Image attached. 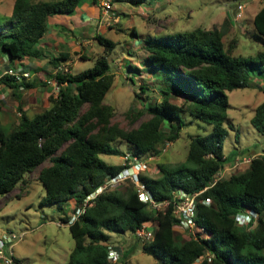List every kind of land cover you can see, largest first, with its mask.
Listing matches in <instances>:
<instances>
[{"label": "trees", "instance_id": "1", "mask_svg": "<svg viewBox=\"0 0 264 264\" xmlns=\"http://www.w3.org/2000/svg\"><path fill=\"white\" fill-rule=\"evenodd\" d=\"M80 1L15 0L10 19L0 24V53L13 62L25 57L41 58L44 51L37 45L49 30V19L74 13ZM261 1L262 6L252 16L251 37L262 44L255 56H237L231 53L232 45L226 48L224 37L230 18L222 27L145 37L144 61L154 70H165L167 85L160 88V100L149 101V118L128 130L113 123L115 108L105 101L115 80L108 57L117 42L97 35L96 40L104 48L93 67L76 74H56L60 89L57 95L48 97L49 106L28 116L19 104L23 112L19 123L10 124L8 131L0 124V201L41 167L39 180L45 195L40 202L56 205L75 240L65 264H129L130 251L122 252L121 257L113 249L121 248L111 244V233L130 232L135 236L146 223L153 230V238L140 244L161 264H264V151L246 169L232 171L201 193L195 219L205 232L196 237L184 238L176 230L179 221L173 205L160 212L151 209L140 200L131 181L125 182L130 183L125 190L100 193L70 223L71 214L83 206L87 197L125 168L107 162L101 155L122 156L125 152L116 144L118 140L128 144L127 150L144 162L148 155H161L162 145L180 137L186 125L183 113L212 129L206 135H191L184 162L176 166L159 162L156 177L143 173L146 169L140 173L156 200H172L174 192L180 190L200 192L239 156H247L239 149L229 162L231 154L226 156L224 152L229 129L224 123L230 108L228 92L252 86L253 76L264 78ZM132 33L138 35L135 28ZM73 58L70 51H63L52 61L58 66ZM2 83L13 89L18 101L24 90L47 88L45 82L18 83L10 76H5ZM140 89L146 93L149 86L142 84ZM172 95L182 96V103L173 101ZM137 96L143 98L139 93ZM251 123L264 134V101L255 107ZM46 162L49 165H44ZM71 202L74 206L69 215ZM246 214L250 221L240 225L238 217ZM112 251L120 255L117 263L110 258ZM13 257L19 264L15 253Z\"/></svg>", "mask_w": 264, "mask_h": 264}, {"label": "rangeland", "instance_id": "2", "mask_svg": "<svg viewBox=\"0 0 264 264\" xmlns=\"http://www.w3.org/2000/svg\"><path fill=\"white\" fill-rule=\"evenodd\" d=\"M14 3L15 0H0V24H5L10 19ZM112 4L113 10L119 16V21L111 27L106 26L101 29L91 22L93 14L100 9L94 0H81L72 14L53 15L49 19V26L52 30L55 29V32L53 36L51 35L52 37L48 36L49 33L46 36V39L49 37L47 39L49 47L47 43L43 45L52 55L57 54L55 50L70 51L74 58L71 63L64 64L76 74L93 67L96 58L104 48L96 39L83 45L82 43L85 42L82 41L83 39L89 40L94 35H103L117 42L116 48L108 57L115 80L105 96V101L115 108L113 123L127 130L139 127L149 118L147 114L149 101L160 100L162 94L160 88L167 85L165 70H154L144 61L147 54L143 41L145 37L168 36L197 27L207 29L215 26L222 27L225 20L230 18L229 23L226 24V26L229 25V30L224 37V43L227 49L233 46L231 53L237 56H255L262 49L261 42L251 37L252 16L262 6L261 0H112ZM239 4H242V8H239ZM82 15H85L87 22L84 27L76 28L77 22L83 18ZM133 28L138 32L137 36L133 35ZM59 36L62 40L58 39ZM79 54L87 57L82 58ZM251 81L250 87L228 92L230 108L224 125L229 129V134L225 140L224 152L226 156L231 154L229 162L239 149L242 155L247 156H258L264 151V134L251 123L255 107L264 101V78L253 76ZM44 82L54 92L52 95L58 94L59 90H54L53 86L45 80ZM142 84L149 86L146 93L140 89ZM138 93L143 98L137 96ZM26 97L22 99H27ZM0 99H4L0 104L2 108L0 124L6 126L5 130L8 131V126L12 124L7 122L10 119L8 116L11 115L12 118L16 115V118L20 119L21 115L18 112L21 110L15 108L18 98L13 93L9 96L1 94ZM171 99L181 104V99L184 98L180 95H172ZM48 105L47 101L44 104L36 101L34 112ZM29 116H33V113H29ZM183 119L186 125L180 137L172 144L162 145L161 155H148L145 158L147 168L143 173L156 177L159 175V162H166L170 166L184 162L191 135H206L212 129V126L197 121L188 113H183ZM163 127L166 128V126ZM116 144L125 153L130 151L127 150L128 144L120 140ZM124 154L122 156L101 155V157L107 162L123 164ZM44 165H49V162ZM244 169L246 166L239 170ZM40 170L41 167L28 174L13 192L2 197L0 238L9 232L24 233V238L14 244V253L19 259V264H65L74 248L75 240L69 226L62 222L63 214L57 210L56 205L41 204L45 188L39 180ZM230 173L231 171H228L225 176H229ZM129 184L124 183L118 189L125 190V186ZM70 206L71 204L68 206V212ZM61 222L63 225L60 224ZM152 225L155 227L156 223ZM175 228L184 238L192 236L188 230L179 225ZM111 235V244L121 248L118 250L113 247V249L117 250L121 257L122 252L130 251L129 264H161L159 258L143 251L137 234L134 236L130 232H112ZM5 250L8 254L9 250ZM0 264L4 263L0 261Z\"/></svg>", "mask_w": 264, "mask_h": 264}, {"label": "built area", "instance_id": "3", "mask_svg": "<svg viewBox=\"0 0 264 264\" xmlns=\"http://www.w3.org/2000/svg\"><path fill=\"white\" fill-rule=\"evenodd\" d=\"M97 3L102 11L99 19L97 20L98 28L106 26L111 27L119 21L118 14L113 10L112 0H97ZM239 8H242V4H239ZM61 72L69 73L71 70L66 64H60L55 67L50 78L45 80L48 84L54 87V90L60 89V85L55 79V75ZM5 76H10L14 78L16 82L22 83L25 81H30L35 76V73L29 70L20 69L18 67H8L3 70L0 68V90L5 87V85L2 83V79ZM20 89L23 90V87L21 86ZM255 157H257V155L239 156L233 165H230L226 167L224 171L222 170L221 172L217 173V175L214 177V180L200 192L188 193L184 190H180L174 192L172 200L158 201L152 195L147 185L140 178V173L147 168L146 162L142 161L141 157L134 156L128 151L123 156V165H125V168L116 176L110 177L104 183V185L100 186L95 192L91 193L85 200L83 206L76 209V211L71 214L70 223L75 221L82 213H84L88 204H91L92 200H94L100 193L107 190L117 189L121 187L126 181H131L136 186L140 200L144 203H148L151 209L160 212L173 205V213L176 219L179 221L178 225L188 230L192 236L196 237L197 233L205 232L203 227H199L197 225L195 219L197 213V204L199 202L201 193L214 186L219 179L225 177V173L240 169L243 166H247ZM205 203H209V200L205 201ZM238 221L240 225L248 224L250 221L249 214L240 215L238 217ZM60 224L63 225V223ZM137 236L141 243L150 241L153 238V230L151 229L150 224H144L142 228L138 230ZM23 238L24 233L17 234L14 232L6 233L0 238V260H2L4 264H15L13 257L14 244L21 241ZM5 249L9 250L8 254L6 253ZM110 258L113 263H117L120 260V255L116 251H112Z\"/></svg>", "mask_w": 264, "mask_h": 264}, {"label": "crops", "instance_id": "4", "mask_svg": "<svg viewBox=\"0 0 264 264\" xmlns=\"http://www.w3.org/2000/svg\"><path fill=\"white\" fill-rule=\"evenodd\" d=\"M96 4H97V7L100 8L97 2H96ZM101 12L102 11H101V8H100L99 11H96L95 14H93L94 17L91 18V22L93 24H95V26H97V20L99 19L100 15H101ZM82 17H83L82 20L80 22H77L76 28L79 27V26H81V27L85 26V24L87 22V18L85 17V15H82ZM72 27H73V25H72ZM97 28H98V26H97ZM98 29H101V28H98ZM54 32H55V29L52 30L50 28V26H49V30L47 32V34L49 33L48 36L52 37L53 36L52 34ZM47 34H46V36H47ZM46 36L42 40H40L38 45H37L42 51H44V54H43V56L41 58L25 57V58H22V59H17V60H15L13 62L12 60H10L8 55L0 53V68L3 70V69L8 68L10 66H15V67H18V68L23 69V70L32 71L33 73H35V76L30 81L36 80V81H41L43 83L44 80L47 79L45 77H50L51 74L53 73L55 67H56L52 60L55 59V57L59 56L63 52V51L55 50V52H57L56 55L50 54L48 48L43 45L45 43H47L48 47L50 45L48 43V41H47V39L49 37L46 39ZM96 36L97 35H94L92 38H89V40H84L83 39L82 41H85V42L82 43V44L83 45L85 43L88 44L89 43L88 41L92 42V40L96 39L95 38ZM50 39H52V38H50ZM58 39L62 40L61 36H59ZM85 39H87V38H85ZM79 55H81L80 57H82V56L87 57L86 55H83V54H79ZM71 61H68L66 63L69 64V63H71ZM11 93H13V89L12 88L4 87L2 90H0V95L2 94V96L3 95L9 96V95H11ZM53 93L54 92L48 86H47V88L45 87L44 89L37 88V89L32 90V91H25L23 93L22 97L24 98V97L28 96V97H26L27 99H22V97H21L20 98L21 101L17 100V104H16L15 108L19 109V104H20V106L23 107L24 112L28 116H29V113H33V115H34L37 112V111L34 112V109H35L34 104H36V101H37V103H40V104L41 103L44 104L45 101H47V103H48V97L51 94H53ZM25 94H27V95H25ZM14 96L16 97V95H14ZM0 101H1V104H2L4 99H0ZM32 110H33V112H32ZM22 113H23L22 111L18 112L19 115H22ZM13 115H14V113H13ZM10 116L11 115L8 116L10 119H8L9 121H7L9 124L10 123H16V124L19 123L20 119L16 118V115H14V117L12 116V118ZM70 204H71V206H70L69 213L71 214L74 204L72 202Z\"/></svg>", "mask_w": 264, "mask_h": 264}, {"label": "clouds", "instance_id": "5", "mask_svg": "<svg viewBox=\"0 0 264 264\" xmlns=\"http://www.w3.org/2000/svg\"><path fill=\"white\" fill-rule=\"evenodd\" d=\"M56 67H57V66H56ZM260 154H261V153H260ZM260 154H259V155H260ZM248 156H249V155H248ZM250 156H252V155H250ZM61 223H62V222H61ZM64 224H65V223H64Z\"/></svg>", "mask_w": 264, "mask_h": 264}]
</instances>
